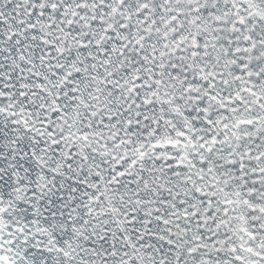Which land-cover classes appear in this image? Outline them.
Here are the masks:
<instances>
[{
	"label": "snow or ice",
	"instance_id": "1",
	"mask_svg": "<svg viewBox=\"0 0 264 264\" xmlns=\"http://www.w3.org/2000/svg\"><path fill=\"white\" fill-rule=\"evenodd\" d=\"M0 264H264V0H0Z\"/></svg>",
	"mask_w": 264,
	"mask_h": 264
}]
</instances>
